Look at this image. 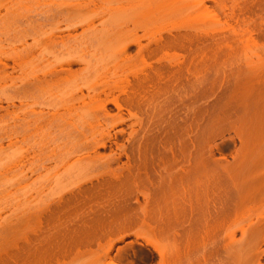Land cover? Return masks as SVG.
I'll use <instances>...</instances> for the list:
<instances>
[{"label": "bare ground", "instance_id": "6f19581e", "mask_svg": "<svg viewBox=\"0 0 264 264\" xmlns=\"http://www.w3.org/2000/svg\"><path fill=\"white\" fill-rule=\"evenodd\" d=\"M86 1L63 13L41 0L56 23L38 25L30 46L23 38L11 49L9 73L0 68L11 90L0 105L5 140L21 150L6 169L10 185H22L20 264H106L113 243L138 226L160 240L162 264L206 263L218 238L231 244L232 225L249 233L264 205L263 39L209 37L218 17L203 0H156V8L125 0L145 24L61 27L96 0ZM184 13L203 26L182 29ZM260 31L264 38L263 21ZM212 44L220 53L205 51ZM108 122L120 130L110 135ZM117 253L123 264L149 263L138 244Z\"/></svg>", "mask_w": 264, "mask_h": 264}, {"label": "rangeland", "instance_id": "374dc122", "mask_svg": "<svg viewBox=\"0 0 264 264\" xmlns=\"http://www.w3.org/2000/svg\"><path fill=\"white\" fill-rule=\"evenodd\" d=\"M149 1L152 3L151 6L155 8L160 5V3L156 0ZM193 1L194 0H181L178 4L180 5L181 2H184V5H192ZM195 1L193 3H195ZM222 1L223 2L221 3L224 4L223 6L227 8H225V10L222 4L221 9H223L221 10L218 7L217 10L216 6H218V4H216V2L213 0H203L205 6L209 9V12L217 11L216 13H213L215 16L217 15L216 17H218V24H215V26H213V23H211L213 25H209L207 23L208 28L213 26L214 28L212 27V30L216 29L215 32L209 34V37L213 36L214 39L219 38L220 36L217 31H220L223 33L222 35L230 38H233L236 35L243 36L251 34L253 38H258L259 41L263 39L262 42L264 43V38L262 37V32L260 31L262 28V21L264 22V7H262L264 5H262V0ZM81 2L82 0H53L54 5L52 4L49 9H51V11H63V13H65L66 10H73V8L78 4H81ZM83 2L85 4L88 3L86 0H83ZM178 4L177 6L175 5L177 8L179 7ZM41 5V0H0V68L2 64H7L8 67L6 68V71L8 73L9 70H11V62L8 60L9 57L7 56L11 53V49L14 47L21 50L22 47L20 46V43L24 42L22 40L23 38L26 42L24 45L30 46L32 40L28 38V35H30L32 31H35L37 26L41 23H56L55 20H46L44 18L42 12H45L43 11L45 6L42 5V8ZM184 5L182 3L181 7ZM87 8L90 9L88 11L84 10L82 16L80 17L71 14L68 19L64 20L63 18L62 20H59L60 26L64 27L90 20H93L92 22L97 26L118 22L125 23L130 27L132 26V23L138 25L145 24V19L142 20L143 18H136L131 14L125 0H104V2L96 0L93 6L87 5ZM231 12L234 14L231 15ZM153 13L154 15H151L152 19L150 18V20L154 23H163L161 18L164 16V13L152 12V14ZM186 15L187 13H184V16L182 15L183 17L179 18H182L183 22L177 20V17L175 19L177 22L179 21L178 23L183 25L182 29L192 31L189 27H194L192 25L193 23L195 25V22L197 21L194 22L195 19L193 21L189 20L191 16L187 18L188 20L184 19L186 18ZM193 16L195 17V15ZM192 17L191 19L194 18ZM185 23L192 25L188 26L186 24V27H184ZM197 24L199 25V23ZM200 24L202 23L200 22ZM205 25L206 24H204V26ZM195 27L196 29L199 28H197V25H195ZM138 35H141V31H138ZM263 43L260 42V46L264 47ZM204 49L206 52L211 54H215L217 52L220 53L219 49L214 44L207 45ZM134 50L135 48H131L129 51L134 52ZM221 51L224 55H228L238 54L240 50L235 51L224 48ZM258 51L256 53L262 56L264 48L262 49L261 47ZM74 68L76 69L77 67ZM21 73L23 74V68H18L13 75L19 77ZM10 96V83L7 80L4 81L3 79H0V105L2 107L7 106L5 102ZM107 109L112 114L116 112L112 106H108ZM9 122V117L3 113V110H0V263L4 264L6 262L7 264H20L23 231L22 185L11 186V181L6 175V169L9 157L15 153L21 152V150H18L17 147L8 148L7 146L8 143L7 140H5V132ZM120 128L121 127L115 126L112 122H108L106 125V129L110 135L117 133ZM97 152L105 154L108 152V149H98ZM255 208L257 209V212L251 216V222L254 224V228L249 233L242 235L236 227L232 225L231 230L234 231V236L231 244L229 240L224 241V234L221 235L217 241L218 250L209 254V257L206 259V263L202 262V264H264V255H262V251L264 253V230H262V225L264 226V205L261 207L257 203ZM158 243H160V240L155 238L149 232L148 228L144 226L135 227L128 235H125L113 243V247L109 251V259H107L106 264H123L121 256L117 253V251L118 248H123V246H127L129 244H138L147 251L149 256L148 264H162L156 250V244ZM228 243L229 249L226 250L225 248L228 247ZM180 262L182 264H188L189 259L188 257L182 258Z\"/></svg>", "mask_w": 264, "mask_h": 264}]
</instances>
